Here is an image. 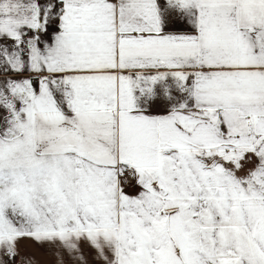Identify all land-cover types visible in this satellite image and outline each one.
<instances>
[{
  "label": "snow or ice",
  "instance_id": "6c2138e0",
  "mask_svg": "<svg viewBox=\"0 0 264 264\" xmlns=\"http://www.w3.org/2000/svg\"><path fill=\"white\" fill-rule=\"evenodd\" d=\"M21 240L264 264V0H0V264Z\"/></svg>",
  "mask_w": 264,
  "mask_h": 264
},
{
  "label": "crops",
  "instance_id": "0c3cea01",
  "mask_svg": "<svg viewBox=\"0 0 264 264\" xmlns=\"http://www.w3.org/2000/svg\"><path fill=\"white\" fill-rule=\"evenodd\" d=\"M43 2V0H41ZM163 3V0H161ZM172 32H191L192 29L189 25L186 24H174L171 25L168 29ZM51 32V29L49 30ZM29 73L25 72L24 76H28ZM33 86L38 90L39 83L38 79L33 75ZM129 193H135L136 189L128 188L126 189ZM19 250L21 253V257L25 259H32L36 262V264H59V256L56 249L52 246L44 244L43 246L33 240H21L19 243ZM91 259H95L94 253L90 257ZM18 259H20L18 257ZM99 264V262H97Z\"/></svg>",
  "mask_w": 264,
  "mask_h": 264
}]
</instances>
